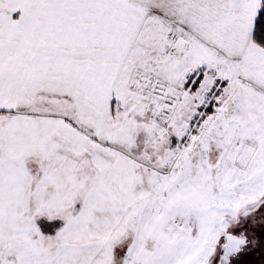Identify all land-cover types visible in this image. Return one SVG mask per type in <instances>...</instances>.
Returning <instances> with one entry per match:
<instances>
[{"label":"snow or ice","instance_id":"6c2138e0","mask_svg":"<svg viewBox=\"0 0 264 264\" xmlns=\"http://www.w3.org/2000/svg\"><path fill=\"white\" fill-rule=\"evenodd\" d=\"M0 264H264V0H0Z\"/></svg>","mask_w":264,"mask_h":264}]
</instances>
